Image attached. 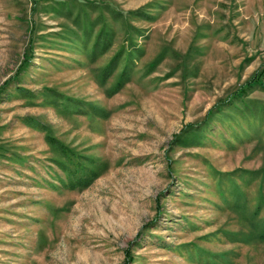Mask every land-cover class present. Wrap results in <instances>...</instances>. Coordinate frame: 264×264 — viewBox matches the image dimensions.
<instances>
[{
  "label": "rangeland",
  "instance_id": "obj_1",
  "mask_svg": "<svg viewBox=\"0 0 264 264\" xmlns=\"http://www.w3.org/2000/svg\"><path fill=\"white\" fill-rule=\"evenodd\" d=\"M0 264H264V0H0Z\"/></svg>",
  "mask_w": 264,
  "mask_h": 264
},
{
  "label": "trees",
  "instance_id": "obj_2",
  "mask_svg": "<svg viewBox=\"0 0 264 264\" xmlns=\"http://www.w3.org/2000/svg\"><path fill=\"white\" fill-rule=\"evenodd\" d=\"M121 79H123V78H121ZM121 81V80H120Z\"/></svg>",
  "mask_w": 264,
  "mask_h": 264
}]
</instances>
